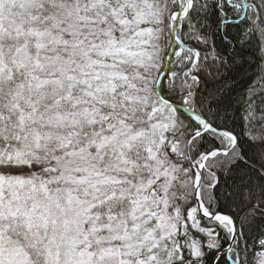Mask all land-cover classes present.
<instances>
[{
    "label": "snow or ice",
    "instance_id": "6c2138e0",
    "mask_svg": "<svg viewBox=\"0 0 264 264\" xmlns=\"http://www.w3.org/2000/svg\"><path fill=\"white\" fill-rule=\"evenodd\" d=\"M212 17L264 53V0H0V264H264V70L241 97L259 167L183 114Z\"/></svg>",
    "mask_w": 264,
    "mask_h": 264
},
{
    "label": "trees",
    "instance_id": "16d2710c",
    "mask_svg": "<svg viewBox=\"0 0 264 264\" xmlns=\"http://www.w3.org/2000/svg\"><path fill=\"white\" fill-rule=\"evenodd\" d=\"M210 44L208 49L211 56L208 60L203 61V70L199 73L200 82L194 85V95L197 103L189 104L197 112L204 114L207 118L215 121L221 127L226 126L228 129L239 134L241 148L246 154L245 159L252 163L253 167H259L260 148L251 143L244 134L245 124L241 119L243 97L252 84L253 80L258 78L257 73L264 70V53L258 49V41L253 36L245 42L240 37V31L236 27L230 28L227 33L215 30V17L210 18L208 25ZM193 47H199L193 44ZM208 52H202L207 55ZM211 57H217L213 59ZM165 67V66H164ZM185 66H177L173 60L171 71L177 74L181 73ZM180 97H177V103H180ZM185 116H188L183 112ZM247 171L248 175H253L250 169L244 164L238 165L228 175L222 177V183L226 190L232 192L230 198L222 196V210L232 214L244 208V199L242 190L233 192L232 186L241 183L240 177ZM222 192L224 189L221 190ZM246 210V209H245ZM264 206L261 212L257 213L255 223L250 229L252 240L250 245L261 233H264ZM258 252V246L255 247ZM214 254L208 257L209 264H212Z\"/></svg>",
    "mask_w": 264,
    "mask_h": 264
},
{
    "label": "water",
    "instance_id": "95a60500",
    "mask_svg": "<svg viewBox=\"0 0 264 264\" xmlns=\"http://www.w3.org/2000/svg\"><path fill=\"white\" fill-rule=\"evenodd\" d=\"M171 63H172V60H170L168 63H167V65H166V67H165V72H167L168 70H169V68H170V66H171ZM189 109L190 108H186V107H184L183 108V110L187 113V114H189V115H191V112L189 111Z\"/></svg>",
    "mask_w": 264,
    "mask_h": 264
}]
</instances>
